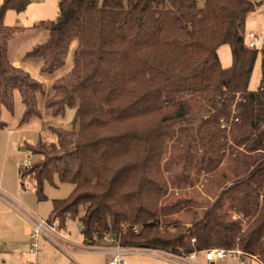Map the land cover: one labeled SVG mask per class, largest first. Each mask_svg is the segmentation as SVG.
I'll return each instance as SVG.
<instances>
[{"label": "trees", "instance_id": "obj_1", "mask_svg": "<svg viewBox=\"0 0 264 264\" xmlns=\"http://www.w3.org/2000/svg\"><path fill=\"white\" fill-rule=\"evenodd\" d=\"M28 5L6 0L0 10V130L7 127L3 108L14 113L17 91L26 108L22 122L41 116L44 86L11 62L8 46L19 28L4 24L9 10L21 13ZM257 7L254 0H206L203 8L197 0H62L57 20L36 26L49 32L30 54L42 59L45 74L62 68L73 41L80 42L74 69L47 102L54 117L76 111L79 128L56 130L49 146L40 140L28 147L40 160L21 169V181L34 182L40 202L47 200L46 183L74 186L66 199L53 200L51 216L62 225L66 217L78 220L86 245L112 231L125 247L177 254L239 247L264 263V50L261 85L253 92L260 51L246 41ZM226 45L229 68L219 57ZM228 132L230 177L222 175L233 184L209 206L168 197L166 159L177 133L189 151L183 172L170 180L186 186L216 174ZM194 208L200 216H180ZM138 224L140 234L133 232Z\"/></svg>", "mask_w": 264, "mask_h": 264}, {"label": "rangeland", "instance_id": "obj_2", "mask_svg": "<svg viewBox=\"0 0 264 264\" xmlns=\"http://www.w3.org/2000/svg\"><path fill=\"white\" fill-rule=\"evenodd\" d=\"M6 0H0V10L2 5H4ZM29 5L27 9L21 13H18L15 10H9L4 18V24L7 27H15L19 28V32L15 34L12 38V44H23L25 47H29L33 43L37 44L43 40L44 31L37 29L36 26L39 25L41 22H51L56 21L59 15V4L62 0H28ZM259 7L257 10L248 18L247 26H246V41H248V34L251 32H258L260 36L264 39V0H254ZM199 8H203L205 5L206 0H197ZM43 31V32H42ZM11 42V40H10ZM80 42L78 39H75L71 44L69 49L70 56L66 59L65 64L62 68H60L61 73L63 72V79L65 76L69 75L72 70L74 69V57L73 54L79 48ZM68 53V54H69ZM219 56L224 68H229L233 64L232 52L231 48L226 45L222 46L219 49ZM10 58V57H9ZM14 65V64H13ZM17 68V67H16ZM59 70V69H58ZM57 70V71H58ZM59 79L58 81H60ZM36 80V79H35ZM262 80V50L259 52V56L253 71V75L250 82V90L253 92L258 91L261 85ZM38 81V80H37ZM52 80L50 82L49 87L47 86L44 89V92L38 95L37 101L38 106L42 103H45L47 106V102L51 99L54 95L53 88L54 85L58 82ZM54 84V85H53ZM44 86V85H43ZM14 103H15V110L14 114L7 111L3 108L2 112V120L9 125H12L14 131L12 132H0V135H10L11 143H10V155L7 157L8 154L4 155L5 153L0 154V170L1 168H6L8 165L6 163L12 162V160H18L20 164H26L27 168L30 169L35 163L40 160V157L33 155L30 150L23 151L22 149H27L28 147H36L38 142L41 140L44 145L49 146L51 143L56 142L55 131L56 130H66L65 125H68L69 130H78L79 128V120L76 116V111L74 113H70L68 117L64 119L63 122L54 124V126H48L47 132L43 133L39 136V127L37 125H27L25 127L20 128L21 118L23 117L25 105L22 103V97L20 92H15L14 95ZM47 112L52 115V111L47 108ZM62 120V119H60ZM230 124V123H229ZM223 128H225L227 123L222 120ZM16 126V127H15ZM11 128V126H10ZM229 129V128H228ZM179 136L177 133L176 137ZM40 137V138H39ZM174 138L170 142V149L168 150L167 155V163L170 166V173L172 174L171 177L169 173H165L166 184L168 186V197L175 198H195L198 202V205L202 206H209L216 202L220 193L224 188L233 184V182H229L227 185L224 183V178L222 174H226L230 177V163L228 161V157L230 155V147L233 146L232 140L229 136L227 140H223V143L226 144L225 153L226 158L223 161L221 167L214 175H206L203 174L201 178L197 181L195 185H174L170 178L176 177L177 175L183 172L184 163L181 160L186 156L188 148L186 145L179 142L177 138ZM22 141V142H21ZM23 141H26V147H24ZM20 145V146H19ZM199 148H201L199 146ZM199 150V149H198ZM190 153L194 154V150L191 149ZM201 154V153H200ZM199 155V154H198ZM8 160V162H7ZM181 162V163H180ZM179 163V164H177ZM8 168V167H7ZM6 168V169H7ZM25 187H27V193L25 194L27 197V204L29 205L28 214L34 215L38 218H49L52 213V202L53 200H60L66 199L71 192L73 191L74 186L70 184H61L56 183L55 185H51L49 183L45 184L44 193L47 196V200L40 202L37 199L36 191L34 187V182H32L29 178L25 180ZM263 194V192L261 193ZM261 204L263 203L264 198L261 197L260 199ZM226 205H229V200L226 199ZM84 207L82 208V212L84 213ZM191 212V213H190ZM193 212L198 214L199 216L202 213L201 209L194 208L192 211L187 210L183 211L181 217H185L186 220H189ZM236 216V214H235ZM55 217L51 216L50 218ZM179 217V218H181ZM244 217L241 215L237 217L239 220H244ZM60 223L64 231H67V234L71 236L73 240L78 242H82V234L80 231V222L78 220H72L71 217H66L65 223L62 225V219L60 218ZM244 225H246V220H244ZM129 226L123 228V231L126 232ZM137 229V230H136ZM143 231V226L138 224L134 226L133 232L136 234H140ZM161 231H170L174 233V228H165V226L161 227ZM112 232V231H111ZM113 233V232H112ZM98 245V244H97ZM104 246V242L99 244ZM137 248V247H132ZM162 250V249H160ZM163 251H170V250H163ZM78 259V258H77ZM98 258L94 257L93 260ZM141 260H145V257H141ZM147 261L153 262L155 264H168L164 263L155 259L148 258ZM261 260V259H260ZM248 264H264L262 261H247ZM198 264H208L206 262H198ZM218 264H237L235 261L231 259H227L225 262H220Z\"/></svg>", "mask_w": 264, "mask_h": 264}, {"label": "crops", "instance_id": "obj_3", "mask_svg": "<svg viewBox=\"0 0 264 264\" xmlns=\"http://www.w3.org/2000/svg\"><path fill=\"white\" fill-rule=\"evenodd\" d=\"M43 31V40L37 44L33 43L29 47H25L21 43L12 44L11 39L8 46V55L15 67L26 71L34 80L36 79V81L38 80V82L43 84L45 89L46 86L47 88L49 87L52 80L55 83L61 79L64 73H61L59 69L53 74H45L43 72L44 63L42 59L30 56L38 46L45 44L49 40V32L46 30ZM70 54H68L67 58H69ZM74 55L75 52L73 57ZM38 108L41 116L32 119L28 123H23L21 118L20 128L31 124L37 125L39 127V136L48 131L47 127L49 125L62 124L61 122L70 113H74L72 110H67L64 116L54 117L53 114L51 115L47 112L45 103L40 104ZM25 110L26 108L24 109V113ZM6 125L7 127L0 130V132L6 130L7 132L14 131L12 125ZM65 129L69 130L68 125H65ZM11 137L9 134L6 136L0 135V154H8L7 157L11 154L9 151ZM22 145L26 147V141H23ZM22 150L26 151L27 149ZM6 164L8 168H1L0 170V264H109L110 256L99 251L86 250V243L83 236L82 242H78L68 235L71 243H63L65 250L42 237L38 241L37 250L33 251L32 241L30 239L32 228L20 213L24 210L28 211L30 208L25 195L27 193V187L21 181V169L27 167V165L20 164L18 160H12V162ZM65 233L67 234V231ZM94 257L98 258V260H93ZM141 257H145V260H141ZM148 258L168 264H175L139 253H130L126 256V260L131 264H155L147 261L146 259ZM198 262L208 263L203 254H199L193 263L198 264Z\"/></svg>", "mask_w": 264, "mask_h": 264}, {"label": "built area", "instance_id": "obj_4", "mask_svg": "<svg viewBox=\"0 0 264 264\" xmlns=\"http://www.w3.org/2000/svg\"><path fill=\"white\" fill-rule=\"evenodd\" d=\"M247 46L251 50L263 51L264 39L258 32H251L248 34ZM20 213L32 228L30 239L32 241L33 251L37 250L38 241L42 237L48 239L56 246L64 250L65 248L63 247V243H71L70 237L65 233L61 226L59 217L55 216L46 219L38 218L34 215H31L30 213L28 214V211L26 210ZM82 229L83 227L80 225V231H82ZM92 242V245H85L86 250L99 251L110 256L111 259L109 264H131L126 260V256L130 253H139L153 256L160 260L175 264H195L193 262L197 259L199 254H203L205 260L209 264H218L220 262H225L227 259H231L237 264H248L247 261L249 260L261 262V258L259 256L249 255L239 247H235L232 250L213 248L203 252L177 254L172 251H163L160 249L132 248L122 246L117 235L112 232H106L101 236L97 235L93 238ZM101 242H104V246L99 245Z\"/></svg>", "mask_w": 264, "mask_h": 264}]
</instances>
